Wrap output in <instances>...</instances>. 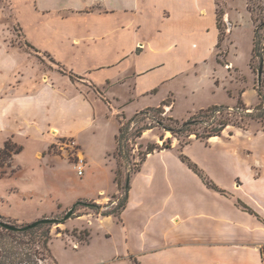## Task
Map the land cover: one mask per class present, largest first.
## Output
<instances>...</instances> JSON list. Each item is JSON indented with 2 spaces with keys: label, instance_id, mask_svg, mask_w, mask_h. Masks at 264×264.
<instances>
[{
  "label": "crops",
  "instance_id": "crops-1",
  "mask_svg": "<svg viewBox=\"0 0 264 264\" xmlns=\"http://www.w3.org/2000/svg\"><path fill=\"white\" fill-rule=\"evenodd\" d=\"M7 4L26 46L47 53L64 71H23L16 57L27 51L14 42L19 34L0 31V132L13 137H70L81 144V132L97 121L163 105L174 112L181 89L189 96L209 79L215 91L235 76L221 65L227 58L235 66L231 48L219 45L220 7L231 35L239 22L231 0ZM102 99L108 111H100ZM181 152L225 193L208 186ZM113 162L112 194L120 191ZM128 183L125 206L103 216L122 234L125 253L91 264H264V124L231 131L229 138L194 139L181 150L175 144L157 149ZM103 192L85 197L97 200Z\"/></svg>",
  "mask_w": 264,
  "mask_h": 264
},
{
  "label": "rangeland",
  "instance_id": "rangeland-1",
  "mask_svg": "<svg viewBox=\"0 0 264 264\" xmlns=\"http://www.w3.org/2000/svg\"><path fill=\"white\" fill-rule=\"evenodd\" d=\"M231 1L232 14L235 16L238 11L241 12L238 14V25L236 26L237 22L233 24L235 27L232 35V26L224 19L223 7L219 9V18L225 34V40L221 43L222 49L224 45L231 48L229 56L234 59L235 66L232 67L227 58L226 63L220 60L224 68L225 66L229 68H225L228 74L232 73L235 76L226 78L217 90L212 89L211 80L205 79L194 94L190 93L187 96L183 89L179 91L182 95H178L174 112L167 111V107L163 105L144 110L134 120H131L134 115L109 116L108 119L97 121L96 124L84 129L80 134L81 144L70 137L49 135L35 137L26 133L13 137L12 132H0L1 220L24 226L42 218H54L55 221L50 224L52 239L49 245L58 264H91L115 254L123 255L125 250L122 234L117 230L113 231L112 220L105 221L103 217L104 212L114 208L119 212L120 204L125 199L123 187L118 193L112 194L115 187L112 181L113 160L116 166L118 163L114 156L117 142L115 148L113 147L117 130L123 124L127 127V132L121 138L122 151L118 152L122 170L119 177L123 186L127 174L129 172L132 174L138 168L149 145L175 144L178 150H181L187 141L198 139L195 134L188 136L187 133H182L175 136L162 124L180 127L187 120L199 118L198 113L201 109L217 103L216 105L229 106L222 112L225 116L243 123V127L229 125L221 134L226 138L230 137L231 131L235 132L238 129L262 128L264 107L257 108L261 100L255 88H260L264 94V64L260 83L258 73L260 59L252 60V57L254 47L256 52L264 57V0H248L250 9L247 8V0ZM1 10L3 14L1 13L0 20L4 24L0 23V31L4 28L6 34L11 32L19 34L20 37L14 42H18L30 53V55L27 52L17 53L16 59L23 71L32 75L36 71L38 74H50L51 70L64 72L47 53H37L26 46L18 26L14 23V16L7 0H0ZM251 61L254 69L251 67ZM15 75L16 71L6 80V91L11 89ZM233 90L234 96L229 93H233ZM243 90L245 94H242V100L245 101L247 110L236 108L239 106L240 93ZM171 101L172 98L168 103ZM102 103L100 111H108L111 106L109 107L103 99ZM216 114L218 117L221 113ZM205 122L192 123L191 128H195L203 135L207 130L205 125H208V122L206 124ZM144 126L152 128L145 130L142 136L137 135L138 129ZM199 140L205 142L208 138ZM80 159H84L83 175L78 174L76 166ZM100 190L104 192L97 200L85 197L96 195ZM73 206H76L74 214L65 219ZM49 263L53 264L52 259Z\"/></svg>",
  "mask_w": 264,
  "mask_h": 264
},
{
  "label": "trees",
  "instance_id": "trees-1",
  "mask_svg": "<svg viewBox=\"0 0 264 264\" xmlns=\"http://www.w3.org/2000/svg\"><path fill=\"white\" fill-rule=\"evenodd\" d=\"M253 1V0H250ZM249 9L250 6L248 5ZM218 25L220 28V40L219 45L221 46V43L225 40V34L224 29L220 24V18H218ZM258 30H255V34L257 36ZM255 58L260 59V66L264 63V57L261 53L256 52V47L253 48V57L252 60ZM251 67H253V61H251ZM258 68V69H259ZM262 82V80H261ZM260 82V83H261ZM260 97V103L257 105V108L264 107V94L261 92L260 88H256ZM242 94L240 93V99H239V106L236 108H244L247 110L246 103L242 100ZM229 106L224 105H213L208 108H203L199 111L198 116L199 118H196L194 120H187L183 123L180 127L175 126H165L162 124V126L168 130H170L175 136L187 133L188 136H191L192 134H195L198 139H204V138H210L213 136L221 135L222 132L231 124L237 125L238 127H243V123L239 122L238 120H232L230 117L225 116L222 112L225 109H228ZM144 111L138 112L134 115L131 120L140 114H142ZM216 112H220L221 114L217 117ZM206 118H208L206 120ZM199 121L200 123H204V121L208 122V125H205V128L207 129L205 134L200 135L199 131L195 128H191L192 123H196ZM235 121V122H234ZM242 121V120H241ZM205 122V124H206ZM234 122V123H232ZM152 127L144 126L141 129H138L137 135L142 136L143 132L147 129H150ZM127 132V127L125 124L121 126L119 129V132L116 136V152L114 153V156L117 158V168L115 171L116 175V182L120 189L124 190V201L120 204L121 209L125 206L128 191L130 189L129 186V178H130V172L126 176L125 180V186L122 185L120 175L122 174L121 170V163L118 159V155L121 149V138L124 137V135ZM164 139V136L161 137ZM170 139V138H168ZM190 143V141H187L185 144ZM184 144V145H185ZM171 145H149L147 148V151L145 153V156L141 159V162L138 164V168L135 171H138L140 168V164L146 159L147 155L151 152H154L157 149L162 148H168L171 147ZM7 148V146H6ZM21 149V148H20ZM181 159L188 164L190 168H192L196 173L199 174V176L205 181V183L210 186L213 189H216L218 191H221L222 193H225V190L221 189L207 174L206 172L194 161L190 159V157L183 152L180 154ZM239 204H242L245 208H247L249 211L254 212L251 208L244 205L241 201ZM120 209V211H121ZM117 212V208H114L113 210L106 211L103 213L104 216L112 215L113 213ZM51 223H42L39 224L35 228H28V229H22L19 231L12 230L5 226L3 221L0 220V264H51L49 263V260L52 259L53 264H58L57 260L52 255L51 249H50V240L52 239V228L50 227ZM27 225L20 226L22 228H25ZM87 235L89 237V233L87 232ZM89 239V238H88ZM88 239H82V240H88ZM134 264H140L137 259H135Z\"/></svg>",
  "mask_w": 264,
  "mask_h": 264
},
{
  "label": "water",
  "instance_id": "water-1",
  "mask_svg": "<svg viewBox=\"0 0 264 264\" xmlns=\"http://www.w3.org/2000/svg\"><path fill=\"white\" fill-rule=\"evenodd\" d=\"M263 64H261V67L258 69V73H259V82H261L262 80V74H263ZM75 207L76 206H73L69 212L66 214L65 216V219H68L70 218L74 212H75ZM2 219V216L0 215V220ZM2 221V220H1ZM54 218H49V217H46V218H42V219H39V220H36L34 222H32L31 224H28L25 228H22L20 226H17V225H13V224H10V223H7V222H4L3 223L5 224V226H7L8 228L12 229V230H16V231H19V230H22V229H28V228H35L37 227L39 224H42V223H52L54 222Z\"/></svg>",
  "mask_w": 264,
  "mask_h": 264
},
{
  "label": "built area",
  "instance_id": "built-area-1",
  "mask_svg": "<svg viewBox=\"0 0 264 264\" xmlns=\"http://www.w3.org/2000/svg\"><path fill=\"white\" fill-rule=\"evenodd\" d=\"M76 166H77L78 174L83 175L84 174V159H80L79 163Z\"/></svg>",
  "mask_w": 264,
  "mask_h": 264
}]
</instances>
